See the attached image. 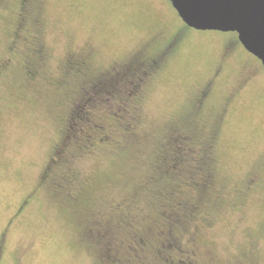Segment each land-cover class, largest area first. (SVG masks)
I'll use <instances>...</instances> for the list:
<instances>
[{"label":"rangeland","instance_id":"1","mask_svg":"<svg viewBox=\"0 0 264 264\" xmlns=\"http://www.w3.org/2000/svg\"><path fill=\"white\" fill-rule=\"evenodd\" d=\"M0 264H264L237 34L168 0H0Z\"/></svg>","mask_w":264,"mask_h":264},{"label":"water","instance_id":"2","mask_svg":"<svg viewBox=\"0 0 264 264\" xmlns=\"http://www.w3.org/2000/svg\"><path fill=\"white\" fill-rule=\"evenodd\" d=\"M182 22L199 31L234 32L264 70V0H218L208 18L192 14L188 0H168Z\"/></svg>","mask_w":264,"mask_h":264},{"label":"snow or ice","instance_id":"3","mask_svg":"<svg viewBox=\"0 0 264 264\" xmlns=\"http://www.w3.org/2000/svg\"><path fill=\"white\" fill-rule=\"evenodd\" d=\"M217 3L218 0H188L192 14L203 18L213 15L212 9Z\"/></svg>","mask_w":264,"mask_h":264},{"label":"trees","instance_id":"4","mask_svg":"<svg viewBox=\"0 0 264 264\" xmlns=\"http://www.w3.org/2000/svg\"><path fill=\"white\" fill-rule=\"evenodd\" d=\"M52 160H56L55 158H53ZM170 168V167H169ZM178 168V163L176 162V163H174V164H172L171 165V168H170V170L169 171H175L176 169ZM44 173H47L46 172V168H45V170H44Z\"/></svg>","mask_w":264,"mask_h":264}]
</instances>
